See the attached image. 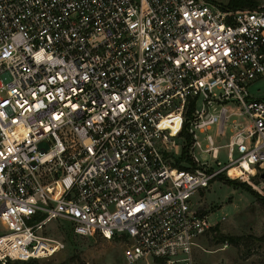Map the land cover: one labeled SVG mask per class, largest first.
Returning <instances> with one entry per match:
<instances>
[{
    "label": "built area",
    "instance_id": "2783aa9c",
    "mask_svg": "<svg viewBox=\"0 0 264 264\" xmlns=\"http://www.w3.org/2000/svg\"><path fill=\"white\" fill-rule=\"evenodd\" d=\"M262 76L264 1L0 0V262L61 249L64 219L122 240L119 264H194L212 222L193 194L219 173L264 194ZM226 124L220 162L196 131Z\"/></svg>",
    "mask_w": 264,
    "mask_h": 264
},
{
    "label": "rangeland",
    "instance_id": "374dc122",
    "mask_svg": "<svg viewBox=\"0 0 264 264\" xmlns=\"http://www.w3.org/2000/svg\"><path fill=\"white\" fill-rule=\"evenodd\" d=\"M210 1L224 3L226 0ZM257 1L256 8L264 0ZM247 88L250 94L264 97V76L249 83ZM230 110L232 109L228 108L227 113ZM234 117V115L231 116V118ZM213 131V125L203 132L196 131L200 143L203 144L201 137L204 134H212ZM183 135L185 139H189L188 135ZM181 139L180 137V141ZM216 143L220 144L217 157L220 162H226L235 156V146L230 143L227 128H225L224 136L216 138ZM193 153L200 161L215 164L209 154L202 153L197 147L193 148ZM221 176L234 179V182L235 180L245 181L239 177H229L225 173ZM245 182L249 186L253 185V189L264 198V194L255 188L256 178L250 177V180ZM192 198L197 204L203 206V212L212 222L205 232L195 239L191 247L194 264H264V240L255 238L264 233V207L248 187L241 183L214 177L210 179L206 187L195 192ZM59 222L62 227L52 230L51 234L62 238L63 247L47 257L38 259L40 264L120 263L121 248L124 246L122 240L72 235L68 231V222L64 219H60ZM57 225V221L51 219L47 222L46 228L53 229ZM61 232L65 234L67 232L68 237ZM220 236H240V238L236 239V242H230L227 239L220 240ZM0 264H6V261ZM7 264H10V261Z\"/></svg>",
    "mask_w": 264,
    "mask_h": 264
},
{
    "label": "trees",
    "instance_id": "16d2710c",
    "mask_svg": "<svg viewBox=\"0 0 264 264\" xmlns=\"http://www.w3.org/2000/svg\"><path fill=\"white\" fill-rule=\"evenodd\" d=\"M220 6L224 7V8H230V9H237V8H248V9H253L255 8V6L258 4V1L257 0H226L224 3H219L217 2ZM188 111V110H187ZM183 128V126H182ZM187 142H188V139L186 138ZM184 149H182V152H183ZM224 174V173H219L216 175V177H219V178H222V179H225V180H228L230 182H233V183H241L243 185H245L246 187H248L254 197L256 199H259L260 202L262 203L263 207H264V198L262 196H260L251 186H249L245 181H238V180H235V182L233 181L234 179H231V178H227V177H222L221 175ZM65 235V237H68L67 235V232L65 234V232H61ZM240 236H228V237H224V236H220V240H223V239H227L229 240L230 242H236V239H239ZM257 239H262L264 240V233L261 234L260 236H257L255 237ZM8 263V261H6V264Z\"/></svg>",
    "mask_w": 264,
    "mask_h": 264
},
{
    "label": "crops",
    "instance_id": "0c3cea01",
    "mask_svg": "<svg viewBox=\"0 0 264 264\" xmlns=\"http://www.w3.org/2000/svg\"><path fill=\"white\" fill-rule=\"evenodd\" d=\"M254 81V80H253ZM228 103H225V106L227 107V109L228 108H231L232 110H234L235 109V107L233 106V104H231V105H227ZM232 110H230V111H232ZM231 116H233V114H230L229 115V117H228V119H227V123H229L231 120H235V121H237V122H239V123H243V124H249L248 123V120L246 119V118H244L243 116H237V115H234L235 117L234 118H231ZM227 125L228 124H226L225 125V128H227ZM214 128V127H213ZM229 131V130H228ZM212 135H213V137H214V139H215V141H216V138L218 137H221V136H224L225 135V129H224V133L222 134V135H219V136H217V135H215L214 134V131H213V133H212ZM229 136H230V131H229ZM217 144V143H216ZM217 145H220V144H217ZM182 149H184L183 150V152H182ZM182 149H181V154L179 155V157H180V159H183L184 158V155H185V147L183 148L182 147ZM218 149H219V147H218ZM217 149V150H218ZM217 157H218V151H217Z\"/></svg>",
    "mask_w": 264,
    "mask_h": 264
},
{
    "label": "water",
    "instance_id": "95a60500",
    "mask_svg": "<svg viewBox=\"0 0 264 264\" xmlns=\"http://www.w3.org/2000/svg\"><path fill=\"white\" fill-rule=\"evenodd\" d=\"M10 264H40V263L38 262L37 259L30 258L28 260L13 259V260H10Z\"/></svg>",
    "mask_w": 264,
    "mask_h": 264
},
{
    "label": "bare ground",
    "instance_id": "6f19581e",
    "mask_svg": "<svg viewBox=\"0 0 264 264\" xmlns=\"http://www.w3.org/2000/svg\"><path fill=\"white\" fill-rule=\"evenodd\" d=\"M172 120H174V121H175V124H176L177 117H173V118H172ZM229 172H230V173H232V174H233V172H234V174H236V173H237V171L235 170V168H234V167L230 168V169H229Z\"/></svg>",
    "mask_w": 264,
    "mask_h": 264
}]
</instances>
